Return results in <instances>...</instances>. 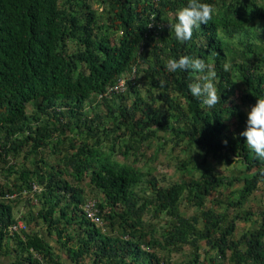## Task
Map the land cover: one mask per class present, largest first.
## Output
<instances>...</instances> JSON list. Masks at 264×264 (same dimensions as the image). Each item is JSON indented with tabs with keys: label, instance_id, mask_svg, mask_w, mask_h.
Masks as SVG:
<instances>
[{
	"label": "trees",
	"instance_id": "obj_1",
	"mask_svg": "<svg viewBox=\"0 0 264 264\" xmlns=\"http://www.w3.org/2000/svg\"><path fill=\"white\" fill-rule=\"evenodd\" d=\"M208 2L216 8L212 20L178 42L169 21L187 0H0V249L11 244L29 264H63V256L72 264H172L184 249L185 264H264V206L256 210V229L234 238L236 220L255 215L241 208L264 184V159L240 135L247 109L264 95V30L255 34L264 25V0ZM241 30L258 41L241 44L229 75L223 65ZM183 54L215 67L221 99L212 108L188 91L199 73L165 70L167 58ZM121 79L125 92H109ZM139 87L147 89L145 98ZM130 91L131 106L110 103ZM235 91L243 96L227 107ZM87 104L103 113L88 117ZM232 118L237 127L230 132ZM155 142L184 152L181 178L166 188L150 179L153 196L140 198L133 189L149 174L138 167L142 148ZM196 151L203 153L199 162ZM209 157L241 168L227 177ZM237 181L225 201L214 200L217 208L206 206L208 196ZM84 183L98 197L100 227L84 214L91 201ZM182 204L195 212L183 216ZM14 212L25 230L9 235Z\"/></svg>",
	"mask_w": 264,
	"mask_h": 264
},
{
	"label": "rangeland",
	"instance_id": "obj_2",
	"mask_svg": "<svg viewBox=\"0 0 264 264\" xmlns=\"http://www.w3.org/2000/svg\"><path fill=\"white\" fill-rule=\"evenodd\" d=\"M264 25H259V27L255 28V34L257 36L260 35V33L264 30ZM245 41H249V42H253V43H257V39L256 37H251V35L247 34V32H244V30L238 31L235 34V37L232 41V44L234 45V48H232V52L229 58H227V63L230 64L228 73L229 75L231 74V72L234 70L233 66L236 62H240L238 61L239 59H237V51L241 50L243 48V46L241 45L242 43H244ZM229 56V55H228ZM197 78H199V75L197 76ZM217 82V79H216ZM125 91L121 92L124 93ZM139 93L140 96L145 98L147 95V89L145 87H139ZM126 94V93H125ZM126 97H122V95H114L112 97V99L110 100L111 104H113L114 106L120 107V106H131L133 100H134V94L133 91H130V93H128L127 95H125ZM243 96L242 92H238L235 91V93L233 94V96H231L230 100L227 102L226 106L230 107L234 104H239V99ZM124 98V99H123ZM242 110L245 111V108L242 107ZM97 112L103 113L101 110V107L98 106H91L90 104H87L84 106V113L88 116V117H92L94 116ZM32 113V109L31 107L27 108V114L31 115ZM31 120V119H30ZM106 125L110 126L111 125V120L110 119H106L105 120ZM236 120L235 118H232L230 121H228V131H234L236 129ZM162 136V134H160ZM181 145H183V143H180ZM185 144V143H184ZM158 144V142H155V144L153 145V147L151 148H142V152H144V157H140L141 163L138 164V167L141 168V170L143 171H149V174L146 175L143 178V181L141 183H139L138 185H136L133 189V191L135 192V194L140 197V198H151L152 195V191L150 189V186L148 185L147 181L150 179H154L157 181L159 186H162L164 188L169 187L175 183H177L178 181H180L181 175H180V171L178 169L179 164L184 160L185 155L184 152L180 149H173V144L170 142H164ZM157 151V153H156ZM156 154L155 158L152 160H147L146 158H152V156ZM203 153L201 151H196V153H194L192 155V157L196 160V161H200L202 160ZM117 158V157H116ZM118 159V158H117ZM121 160V159H119ZM130 160H132V158L130 157L128 159L127 162H129ZM19 166L22 167L23 165H21L22 161L19 160ZM208 162L211 166H213V168L215 170H217L218 172H220L221 174H224L225 176L229 177L231 176V172L234 173L233 171L235 170V168L240 169V164L239 163H234L232 165H220V164H215L214 161H212V159L209 157L208 158ZM25 165H27L25 163ZM200 174V172L195 174V177H198ZM185 176H187L185 174ZM233 177H235V175H233ZM84 188H85V198L86 201L87 200H98V197L96 196V194L93 192L92 189L86 187V184H83ZM240 187V183L237 181L234 186L230 189H222L220 190V192L218 193H213L210 196H208L205 199L206 202V206L207 207H213V208H217L214 200H219V201H225L227 197H229V191L232 189H237ZM264 206V184H259L257 190L252 194V196L249 198V200L243 205V207L241 208V210L243 211H250V212H254L255 215L253 217H251V221L245 223L241 220H236V230L234 232V238H238L240 237L244 232L248 231V230H254L256 229L259 221H260V217L256 212V210L259 207ZM39 206H35L33 208V212H37L39 210ZM180 213L187 217L191 214H193L195 212V208L191 205H187V204H182L179 208ZM219 210H221V208H219ZM228 214L230 216H233L234 213L231 209L227 210ZM25 214V217H27V214ZM34 214V213H33ZM144 222H148L149 221V217L148 215H144L143 216ZM161 220L162 222L159 225V228L164 227V222L163 220H166V217L164 215L161 216ZM31 226H34L33 223L30 224V228ZM158 232H156V237H158ZM49 237V236H48ZM51 244H53L54 246H56L55 241L53 238H51L50 240ZM205 248H202L200 250V253H202L204 251ZM160 255L166 257L165 252H160ZM181 257L179 255H173V257H171L170 261L172 262V264H178L176 263L177 261L182 262V264L188 263V260L190 258V255L188 254V250L184 249L181 252ZM177 258V259H176ZM63 260H66V257H62ZM176 259V260H175ZM86 264H89V261H86ZM206 264V263H205Z\"/></svg>",
	"mask_w": 264,
	"mask_h": 264
},
{
	"label": "clouds",
	"instance_id": "obj_3",
	"mask_svg": "<svg viewBox=\"0 0 264 264\" xmlns=\"http://www.w3.org/2000/svg\"><path fill=\"white\" fill-rule=\"evenodd\" d=\"M215 11L214 4L208 2V0H187L184 6L175 11L173 20L169 21L175 40L178 42L190 41L194 29L200 28L201 23L207 24L211 21ZM229 67V63L223 65L225 71H228ZM189 68L199 73V78L190 82L187 86L190 95L200 101L202 106L212 108L221 99L216 84L217 71L213 64L202 57H193L188 54L179 55L178 58L169 57L165 63V70L168 72ZM240 135L245 137L248 149L253 155L259 159H264V95L257 97L256 102L247 109L246 127ZM14 217L16 221L13 224L18 221L24 223L20 219L19 213L14 212ZM95 226L100 227L101 225L97 226L95 224ZM7 228L5 229L6 234L21 233L20 231L10 234Z\"/></svg>",
	"mask_w": 264,
	"mask_h": 264
},
{
	"label": "built area",
	"instance_id": "obj_4",
	"mask_svg": "<svg viewBox=\"0 0 264 264\" xmlns=\"http://www.w3.org/2000/svg\"><path fill=\"white\" fill-rule=\"evenodd\" d=\"M125 90H126V80L121 79L114 86L110 87L109 92L113 91L116 93H121ZM32 190L36 191L37 189L35 186H33ZM82 208H84L83 211H84L86 218L89 219L90 222L96 224L97 226H100L101 223L97 215V209L95 206V202L87 201ZM7 230H8V233L13 234V233L25 230V225L21 221H18L16 224L10 225L7 228Z\"/></svg>",
	"mask_w": 264,
	"mask_h": 264
},
{
	"label": "crops",
	"instance_id": "obj_5",
	"mask_svg": "<svg viewBox=\"0 0 264 264\" xmlns=\"http://www.w3.org/2000/svg\"><path fill=\"white\" fill-rule=\"evenodd\" d=\"M42 237L49 242L50 245L55 247L53 244H51L50 240L52 237H48L47 233L45 231H41ZM9 242V241H8ZM6 250H8V253H6ZM0 264H29L24 261H20L18 258V255L15 254V252L12 249L11 244L4 243L3 248L0 249ZM63 264H72L67 259L63 260ZM83 264H86V261L83 262Z\"/></svg>",
	"mask_w": 264,
	"mask_h": 264
}]
</instances>
